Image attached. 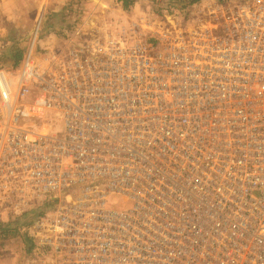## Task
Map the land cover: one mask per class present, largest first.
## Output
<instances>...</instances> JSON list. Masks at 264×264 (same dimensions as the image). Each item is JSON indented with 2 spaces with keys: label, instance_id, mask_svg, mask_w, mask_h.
I'll use <instances>...</instances> for the list:
<instances>
[{
  "label": "built area",
  "instance_id": "built-area-1",
  "mask_svg": "<svg viewBox=\"0 0 264 264\" xmlns=\"http://www.w3.org/2000/svg\"><path fill=\"white\" fill-rule=\"evenodd\" d=\"M77 6L0 68V213L36 264H264V0Z\"/></svg>",
  "mask_w": 264,
  "mask_h": 264
},
{
  "label": "rangeland",
  "instance_id": "rangeland-1",
  "mask_svg": "<svg viewBox=\"0 0 264 264\" xmlns=\"http://www.w3.org/2000/svg\"><path fill=\"white\" fill-rule=\"evenodd\" d=\"M68 1L0 0V68L5 70L19 68L23 56L30 48L38 21H40L41 35L35 45V54L40 55L44 35L48 32H57L55 29L62 23L61 14L68 6ZM72 1L76 2V0H70ZM77 1H79L77 9L81 7L89 11L96 8V11L103 17L113 15L114 18L131 20L145 17L152 18L154 21L162 16L152 12L158 8V3H161L164 8L167 6L170 9H179L181 4L190 2L189 0H135L133 5L126 10L117 0ZM71 17H76V15ZM57 34L55 40L60 42L61 33L57 32ZM19 54L20 57H18ZM26 218L24 216L23 219ZM20 219L21 215L16 213H0V264H34V260L39 261L40 259H33L32 241L27 235L28 231L23 229L24 220Z\"/></svg>",
  "mask_w": 264,
  "mask_h": 264
},
{
  "label": "trees",
  "instance_id": "trees-1",
  "mask_svg": "<svg viewBox=\"0 0 264 264\" xmlns=\"http://www.w3.org/2000/svg\"><path fill=\"white\" fill-rule=\"evenodd\" d=\"M117 1H120L121 2V4H122V7L124 8V9H126V10H128L129 9V7H131V5H133V3H134V1L135 0H117ZM190 2L188 3V4H190L191 2H194L195 0H189ZM174 3V2H173ZM188 4H181V6L180 7H178L179 9H181V8H184V7H186ZM178 5V4H177ZM167 9H170L169 7H162V4L161 3H158V8H156V10H152V12L154 13V14H157V15H162V13H163V11H165V10H167ZM18 57H20V54L18 55ZM17 57V58H18ZM21 218H24V216H21ZM21 220V219H20ZM19 220V221H20Z\"/></svg>",
  "mask_w": 264,
  "mask_h": 264
},
{
  "label": "crops",
  "instance_id": "crops-1",
  "mask_svg": "<svg viewBox=\"0 0 264 264\" xmlns=\"http://www.w3.org/2000/svg\"><path fill=\"white\" fill-rule=\"evenodd\" d=\"M76 1H77V0H76ZM72 2H73V1H72ZM69 3H71L70 0L67 2V5H68Z\"/></svg>",
  "mask_w": 264,
  "mask_h": 264
}]
</instances>
